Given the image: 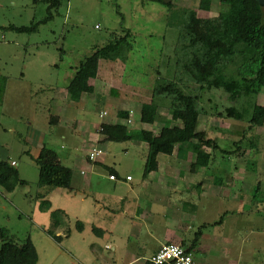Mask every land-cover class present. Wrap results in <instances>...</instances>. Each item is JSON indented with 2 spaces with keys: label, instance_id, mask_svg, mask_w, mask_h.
Returning <instances> with one entry per match:
<instances>
[{
  "label": "rangeland",
  "instance_id": "rangeland-1",
  "mask_svg": "<svg viewBox=\"0 0 264 264\" xmlns=\"http://www.w3.org/2000/svg\"><path fill=\"white\" fill-rule=\"evenodd\" d=\"M198 1L170 0L171 7H167L152 0H59L58 6L52 9L51 21L40 25L35 33L19 34L4 30L3 27H30L43 20L47 13L46 0H0V78H18L24 71L25 62V65H28L27 80H33L30 74L32 69L46 80L45 82L61 84V76H70L86 57L123 36L124 31L128 30L130 36L127 42L131 51L127 60L100 61L97 77L90 81L95 90L92 98L87 101L90 105V122L96 125V134H99L98 124L101 120L112 124L123 123L116 117V113L122 111L123 107H127L125 104L130 102L129 105L135 107L130 108L129 118L125 123L127 127L132 130L149 129L155 132L163 124L162 120L153 126L140 124L137 108L139 103L149 100V90L158 78L169 81H175L177 78V31L167 25V15L178 7L193 9L198 17L204 19L218 14L219 0H212L208 12L198 10ZM228 70L230 74H235L234 66H230ZM121 85L130 89L121 92L118 90ZM192 87L190 85V88L186 89ZM110 89L115 91L116 97ZM107 96L112 99L113 105L110 102L103 103ZM27 99L28 97H25L24 101ZM122 100L124 104H120ZM253 101L264 106V88ZM25 104L22 108H19V105H14L13 108L11 106L12 113L2 110L0 106V160L9 163L14 161L20 179L28 181L27 186L17 188L12 194L0 189V230L18 240L29 236L38 255L37 264H79L78 258L82 264H124L126 253L134 250L133 241L112 238L105 233L94 234L90 230L80 234L75 230L76 220L71 214L61 225V228L71 230L68 241L58 236L56 241L52 239L60 228V225L55 224L59 217L56 213L52 221L54 224H45L36 210L34 197L39 189L36 184L38 168L26 152H35L38 145L34 137H29L27 132L32 128L46 136V140H49L46 146L53 149L60 156L62 164L71 169L75 186L79 182L80 171L86 172L79 166L86 168L83 164V161H86L84 149L90 148V145L82 147L80 144L83 140L76 134L77 143L74 146L67 140H62L59 133L61 131L42 120L44 107L36 110L38 120L34 127L28 126L33 111L27 112L31 106L28 107L27 102ZM243 104V99L230 102L222 91L210 90L202 94L199 106L203 107L206 115L200 116L197 131H203L206 138L215 141L222 151L230 152H212L214 165L207 169L211 177L224 178L223 171H232L238 158L248 161L249 165L256 158L261 161V167L264 169V129H248L247 121L239 122L217 116V113H222L226 107H241ZM100 110L106 112L101 120L98 117ZM159 115L161 119L166 118L167 109L161 107ZM11 127L14 131H9ZM134 145L131 141L110 142L103 160L104 165L111 166L120 174L128 175L134 180L137 179L142 170L143 155ZM102 158L99 157V160ZM240 163L243 165L242 161ZM248 180L254 182L255 176L252 175ZM256 184L257 182L253 183L252 189ZM24 194L30 199L25 200ZM262 209L264 207L260 205L256 211L245 208L242 212L246 217H257V222L263 224ZM165 220L169 223L168 219ZM192 234H189L190 239ZM244 234L246 233L242 232L240 236ZM105 245H108L109 249H106ZM111 247H115V251L111 250ZM142 262L144 261H140Z\"/></svg>",
  "mask_w": 264,
  "mask_h": 264
},
{
  "label": "crops",
  "instance_id": "crops-1",
  "mask_svg": "<svg viewBox=\"0 0 264 264\" xmlns=\"http://www.w3.org/2000/svg\"><path fill=\"white\" fill-rule=\"evenodd\" d=\"M23 70L18 78L6 77L2 110L12 113L11 106L13 108L14 105H19V108H22L27 102V106H31L27 112L33 111L27 125L34 127L38 120L37 109L44 107L45 114L42 120L58 128L62 140H67L74 146L77 143L76 134L83 140L80 144L82 147L90 145V148L84 149L86 161H83V164L86 168L83 165L79 166L86 172L80 171L76 186L72 177L70 190L56 189L41 198L45 189L39 188L35 194L36 210L45 224H54L50 214L57 211L59 218L55 224L60 225L58 226L60 228L56 236L68 241L71 230H65L61 225L71 214L79 224L75 225V230L80 234L90 230L94 234L105 233L112 238L133 241L134 250L126 253L124 264H144L166 244L179 245L185 250L190 249L194 264H264V223L257 222V217H246L242 212L245 208L256 211L258 206L264 207V169L261 167V161L254 158L253 163L249 165L248 161L237 157L232 171H223L224 178H217L209 176L207 172L208 167L213 164V156L207 168L191 171L190 165L195 161V157L183 150L179 156L176 152L172 155L159 154L157 169L143 177L147 145L132 141L134 146L142 151V170L137 179L131 177L130 180H126V177L130 176L120 174L111 166L104 165L103 160L108 152L109 143L113 141L94 133L96 125L90 122V105L87 104L92 94L83 93L75 103L67 98L66 87L75 71L70 76H61V84H53L45 82L46 80L32 69L30 74L33 80L30 78L27 80L28 65H25V62ZM90 81L89 84L93 86ZM121 89L118 90L125 92L130 88L121 85ZM25 97L28 99L24 101ZM106 98L103 103L110 102L113 105L112 99L108 96ZM129 103L127 102L125 104L127 107L121 110L130 112V108L135 105ZM120 104H124L123 100ZM137 109L139 113V108ZM102 111L100 110L98 114L100 120L106 114L104 110ZM101 124L112 123L101 120L98 126ZM161 127L155 132L145 130L157 135ZM9 131L14 130L11 127ZM27 135L34 137L38 145L35 152H26L32 160L38 155L41 147H47L46 143H49V140L32 128ZM93 149L101 151L99 157H103L102 160H99V157L94 162L88 159L87 155ZM203 150L211 152L207 148H202L201 151ZM57 156L61 161L60 156L58 154ZM11 163H14V167L17 165L14 161ZM110 175H114L116 180H110ZM252 175L255 176L254 182L248 180ZM26 182L27 186L28 181ZM256 182V187L252 189L253 183ZM27 198H29L27 194H24V199ZM41 202L49 203L48 211L40 209ZM165 219H168L169 223ZM191 232L193 234L190 239ZM242 232L246 234L240 236ZM196 236L197 242L194 243ZM105 248L109 249L108 245H105ZM110 249L115 251V247ZM203 258L210 260H202ZM142 260L144 262L140 263ZM77 261L82 264L79 258Z\"/></svg>",
  "mask_w": 264,
  "mask_h": 264
},
{
  "label": "trees",
  "instance_id": "trees-1",
  "mask_svg": "<svg viewBox=\"0 0 264 264\" xmlns=\"http://www.w3.org/2000/svg\"><path fill=\"white\" fill-rule=\"evenodd\" d=\"M165 5L162 0H152ZM46 17L30 27H3L16 33H35L40 25L52 20V9L59 0H46ZM212 0H199L198 10L210 11ZM220 10L215 17L200 18L193 9L178 7L167 15L166 23L177 31L175 45V67L177 78L169 81L158 78L149 90V100L139 103L140 124L154 125L162 120L163 125L157 135L151 131L132 130L125 124L128 111H118L116 117L123 123L101 124L99 134L113 142L138 141L147 145V156L142 176L146 177L157 169L159 154L172 155L185 150L192 153L195 161L190 170L207 168L212 161V152L220 150L217 143L206 138L203 131H197L200 116L206 115L200 107L205 91L217 90L227 95L230 102L241 99V107H226L217 116L239 122L247 121L248 129H264V106L253 101L264 88V10L257 0H219ZM171 7V4H166ZM130 33L105 45L81 61L66 87L70 102H78L83 93L93 94L94 87L89 81L98 74L100 61L125 62L131 51L127 42ZM235 67V74L228 68ZM6 77L0 78V106L4 102ZM190 85L193 86L191 89ZM111 93L116 97L115 91ZM133 96V95H132ZM136 97V96H135ZM167 109V117L160 118L159 109ZM238 145H236L237 147ZM202 148L210 149L205 152ZM38 168L37 187L45 189L41 198L56 189H71L72 171L64 166L57 154L41 147L38 155L32 158ZM27 182L19 178L17 169L6 160H0V189L12 193L17 187L26 186ZM49 203L41 202L40 209L48 211ZM57 211L51 212L52 220ZM76 226H79L76 223ZM56 241V235L52 237ZM197 242V236L194 243ZM187 249L186 252L190 253ZM38 255L27 236L18 240L0 230V264H36ZM144 264H151L145 261Z\"/></svg>",
  "mask_w": 264,
  "mask_h": 264
},
{
  "label": "built area",
  "instance_id": "built-area-1",
  "mask_svg": "<svg viewBox=\"0 0 264 264\" xmlns=\"http://www.w3.org/2000/svg\"><path fill=\"white\" fill-rule=\"evenodd\" d=\"M100 154V150L93 149L87 156L90 161L94 162ZM11 165H14V163H11ZM109 179L116 180V177L110 175ZM126 180H130V177H126ZM148 262L151 264H194L192 255L187 253L181 246L175 244L161 246L158 251L148 259Z\"/></svg>",
  "mask_w": 264,
  "mask_h": 264
},
{
  "label": "water",
  "instance_id": "water-1",
  "mask_svg": "<svg viewBox=\"0 0 264 264\" xmlns=\"http://www.w3.org/2000/svg\"><path fill=\"white\" fill-rule=\"evenodd\" d=\"M163 3L166 5L169 3L170 0H162ZM259 6L264 10V0H257Z\"/></svg>",
  "mask_w": 264,
  "mask_h": 264
}]
</instances>
